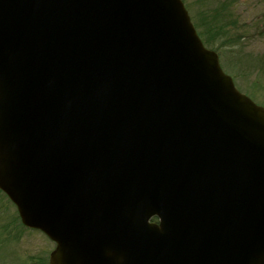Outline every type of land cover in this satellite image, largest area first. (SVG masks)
Returning <instances> with one entry per match:
<instances>
[{"label": "water", "instance_id": "water-1", "mask_svg": "<svg viewBox=\"0 0 264 264\" xmlns=\"http://www.w3.org/2000/svg\"><path fill=\"white\" fill-rule=\"evenodd\" d=\"M0 190L49 264H264V107L183 0H0Z\"/></svg>", "mask_w": 264, "mask_h": 264}, {"label": "rangeland", "instance_id": "rangeland-1", "mask_svg": "<svg viewBox=\"0 0 264 264\" xmlns=\"http://www.w3.org/2000/svg\"><path fill=\"white\" fill-rule=\"evenodd\" d=\"M184 1L200 26L223 4H236L227 18L230 34L210 37L206 25L202 31L217 49L224 71L233 77L237 88L264 106V0ZM17 216V207L0 193V264H47L55 244L42 232L20 225Z\"/></svg>", "mask_w": 264, "mask_h": 264}, {"label": "trees", "instance_id": "trees-1", "mask_svg": "<svg viewBox=\"0 0 264 264\" xmlns=\"http://www.w3.org/2000/svg\"><path fill=\"white\" fill-rule=\"evenodd\" d=\"M232 7L236 8L237 6H236L235 3H234V5L231 4V6H227V3H225V4L222 5L221 10L216 11L213 14L212 19L211 18H207V20L209 22H206L203 26H205V25L207 26L208 33L211 35L210 37H215V38L216 37L217 38H221L222 37L223 38V37H225V36H227L228 34L231 33V30L229 28L230 24H228L227 18H228L229 15H231V12L229 10ZM187 9H188V6H187ZM192 20H193V23L195 24V26L197 28V31H198L200 37L202 38L204 44L207 47L212 48V49L217 51V49H215L212 46L211 42H209V40L205 36L204 32L202 31V27L203 26H200V24L198 25V23L195 21V19L193 17H192ZM223 25H226V26H223ZM0 193H3V192L0 190ZM17 221H19L20 225H22V223L20 222L21 219H20L19 216H17ZM47 264H49V262Z\"/></svg>", "mask_w": 264, "mask_h": 264}]
</instances>
